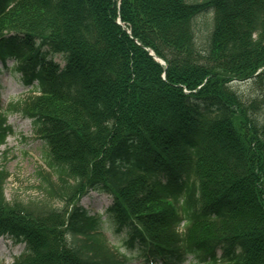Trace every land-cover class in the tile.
Segmentation results:
<instances>
[{"label":"trees","instance_id":"16d2710c","mask_svg":"<svg viewBox=\"0 0 264 264\" xmlns=\"http://www.w3.org/2000/svg\"><path fill=\"white\" fill-rule=\"evenodd\" d=\"M9 61L32 89L4 108L0 87V147L15 113L46 147L41 199L8 201L0 171L11 264H264V90L233 88L264 85V0H0Z\"/></svg>","mask_w":264,"mask_h":264},{"label":"rangeland","instance_id":"374dc122","mask_svg":"<svg viewBox=\"0 0 264 264\" xmlns=\"http://www.w3.org/2000/svg\"><path fill=\"white\" fill-rule=\"evenodd\" d=\"M213 14H207L197 20L199 37L205 40L209 33V23ZM43 53H47V60H53L61 67L65 64L60 54L52 53L49 48L43 47ZM13 62L9 61V69L2 67L0 74L1 104L7 108L11 103L26 98L30 94L31 86L24 83L22 75L11 70ZM233 88L246 99H253L264 90V85L254 84L252 81L234 82ZM8 124L12 126L13 132L7 138L6 143L0 147V171L7 173L5 184V195L8 201L41 199L42 194L38 189L40 184L37 172L45 167L44 152L46 147L36 132L31 118L20 113L9 116ZM112 204V198L104 193L90 192L81 197L80 205L87 209L92 215L102 214ZM56 207L62 208L63 204L56 202ZM70 208V207H69ZM166 208V206H161ZM70 209H68L69 211ZM109 228V224H105ZM122 235L106 231V235L112 246L122 248ZM24 250L23 244H18L11 237L0 238V264H11L14 259ZM130 256V252H126ZM129 264H141L139 260H133Z\"/></svg>","mask_w":264,"mask_h":264},{"label":"water","instance_id":"95a60500","mask_svg":"<svg viewBox=\"0 0 264 264\" xmlns=\"http://www.w3.org/2000/svg\"><path fill=\"white\" fill-rule=\"evenodd\" d=\"M120 23V22H119ZM146 49V51H148L149 52V54L157 61V62H159V63H161V64H165V62H164V60L163 59H161L160 57H158L155 53H154V51L153 50H151L150 48H145Z\"/></svg>","mask_w":264,"mask_h":264}]
</instances>
